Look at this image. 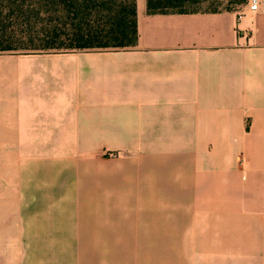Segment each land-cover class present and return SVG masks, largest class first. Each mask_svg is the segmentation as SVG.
Returning <instances> with one entry per match:
<instances>
[{
    "label": "crops",
    "instance_id": "obj_1",
    "mask_svg": "<svg viewBox=\"0 0 264 264\" xmlns=\"http://www.w3.org/2000/svg\"><path fill=\"white\" fill-rule=\"evenodd\" d=\"M258 2L0 53V264H264Z\"/></svg>",
    "mask_w": 264,
    "mask_h": 264
},
{
    "label": "trees",
    "instance_id": "obj_2",
    "mask_svg": "<svg viewBox=\"0 0 264 264\" xmlns=\"http://www.w3.org/2000/svg\"><path fill=\"white\" fill-rule=\"evenodd\" d=\"M205 1L219 3L143 0L146 15L196 13L185 9ZM218 12L231 10L206 13ZM136 42L135 0H0V53L119 50Z\"/></svg>",
    "mask_w": 264,
    "mask_h": 264
},
{
    "label": "rangeland",
    "instance_id": "obj_3",
    "mask_svg": "<svg viewBox=\"0 0 264 264\" xmlns=\"http://www.w3.org/2000/svg\"><path fill=\"white\" fill-rule=\"evenodd\" d=\"M234 0H219V3H210V2H196L194 4L188 5L185 11L187 12H211V11H224V9H230L232 13L238 15L242 12L249 3V0H246L245 4L237 5L233 3ZM169 12V11H168ZM5 53V52H4ZM14 53H29L27 51H17ZM50 53V52H49Z\"/></svg>",
    "mask_w": 264,
    "mask_h": 264
},
{
    "label": "built area",
    "instance_id": "obj_4",
    "mask_svg": "<svg viewBox=\"0 0 264 264\" xmlns=\"http://www.w3.org/2000/svg\"><path fill=\"white\" fill-rule=\"evenodd\" d=\"M258 4H259L258 0H249L248 10L250 12H254L257 9Z\"/></svg>",
    "mask_w": 264,
    "mask_h": 264
}]
</instances>
